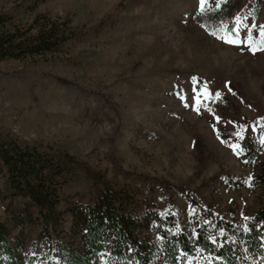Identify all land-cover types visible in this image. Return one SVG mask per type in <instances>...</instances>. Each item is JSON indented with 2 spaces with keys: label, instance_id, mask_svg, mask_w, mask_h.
<instances>
[{
  "label": "rangeland",
  "instance_id": "374dc122",
  "mask_svg": "<svg viewBox=\"0 0 264 264\" xmlns=\"http://www.w3.org/2000/svg\"><path fill=\"white\" fill-rule=\"evenodd\" d=\"M1 11L23 24L37 15L69 19L79 35L62 52L0 62V135L77 159L57 179L67 245L80 243L71 236L70 207L93 204L107 186L150 203L129 208L149 221L140 238L156 245L153 264H168L165 238L195 239L200 215L189 195L247 232L264 210L257 178L264 149L251 161L241 145L245 137L259 147L264 141V51L219 37L235 21L240 39L249 31L259 39L264 0H210L204 11L200 0H0ZM24 202L0 201V222L13 232L11 247L20 240L23 254L45 264L38 212L31 210L33 220L14 213ZM209 238L235 241L214 226ZM182 263L225 264L200 251L179 254Z\"/></svg>",
  "mask_w": 264,
  "mask_h": 264
},
{
  "label": "trees",
  "instance_id": "16d2710c",
  "mask_svg": "<svg viewBox=\"0 0 264 264\" xmlns=\"http://www.w3.org/2000/svg\"><path fill=\"white\" fill-rule=\"evenodd\" d=\"M13 19L9 13L0 12V62L59 53L79 36L69 19L54 21L37 15L31 24ZM230 27L235 31L236 22H230L227 30ZM220 137L227 141L226 145L237 140L225 135ZM241 142L244 159L258 161L264 141L261 147L249 137ZM76 163L77 159L67 153L59 154V157L44 154L37 148L19 144L10 135H0V179H4L6 187L5 192L0 187V201L16 197L24 200L23 208L14 212L20 219L33 220L31 210L38 212L40 236L48 245L49 258L45 264H153L156 245L140 238L142 229H149V221L139 220L129 208L141 202L150 207V203L113 187L107 186L99 191L91 205L74 204L70 207L71 236H76L80 243L67 245L64 242L60 230L62 218L57 214L61 204V185L57 179L69 171V165ZM260 166L257 178L264 183V164ZM189 196L200 215L195 239L191 240L181 232L176 237L165 238L163 257L168 264H177L179 254L189 257L198 251L222 259L225 264L263 262L264 210L247 222L245 233L219 220L210 208L204 207L195 196ZM14 223L19 229L24 226L17 221ZM211 226L230 234L234 243L221 245L219 239L212 241L209 238ZM12 233L8 224L0 222V264H38L36 257L23 254L20 240L16 241L17 248L11 247ZM42 251L40 246L36 248L37 255Z\"/></svg>",
  "mask_w": 264,
  "mask_h": 264
},
{
  "label": "snow or ice",
  "instance_id": "6c2138e0",
  "mask_svg": "<svg viewBox=\"0 0 264 264\" xmlns=\"http://www.w3.org/2000/svg\"><path fill=\"white\" fill-rule=\"evenodd\" d=\"M208 3V0H200V9L201 11H204L205 5ZM252 27H256V25H252ZM213 35H216L215 32L212 33ZM220 39L225 40L226 43L229 44H242L246 43L253 53H256L257 51H264V28L261 29L259 32V39L254 38L253 34L249 31L246 37V40H242L239 38L238 31H234L231 27L228 30H225V34L219 37ZM216 96L219 97L220 94L216 93ZM200 101L197 100V104H199ZM197 111L199 109L197 108ZM217 120H219V117H216ZM237 135H241L240 133H237ZM224 143H227V141H223ZM229 147L233 148L234 150L240 149V145L237 144H229ZM239 155V151L236 153ZM245 219H248L247 217Z\"/></svg>",
  "mask_w": 264,
  "mask_h": 264
}]
</instances>
